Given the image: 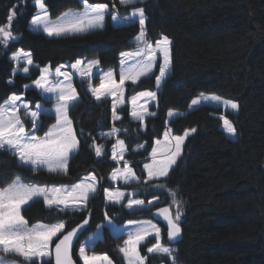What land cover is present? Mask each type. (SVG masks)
Wrapping results in <instances>:
<instances>
[{
	"label": "trees",
	"instance_id": "16d2710c",
	"mask_svg": "<svg viewBox=\"0 0 264 264\" xmlns=\"http://www.w3.org/2000/svg\"><path fill=\"white\" fill-rule=\"evenodd\" d=\"M32 1L0 0V26L7 25L8 16L13 15L11 31L16 36L7 47L0 45V104L12 94L24 95L31 104L43 101L35 90L23 88L38 76L37 68H31L29 75H11L8 56L18 49L31 53L38 67L55 68L86 59L99 60L102 70H117L120 53L134 48L138 23L113 26L108 16L103 30L89 34L48 37L33 32L28 27L35 11ZM89 2L115 3L120 16L128 15L132 9L120 6L116 0ZM45 4L51 18L81 8L77 0H45ZM137 6L146 9L147 39L155 42L167 36L171 41V70L157 93V105L152 108L156 115L144 120L142 130L139 121L128 117V107L124 105L116 109L120 119L112 121L109 99L97 103L86 91V82L74 79L79 102L71 108L69 117L80 150L71 157L68 174L43 170L33 173L9 153L0 152V187L16 177L32 184L71 185L89 173L96 175L98 194L83 212L56 213L47 209L42 200L23 212L29 224L63 220L65 232L87 217L89 223L73 241V259L80 264L79 244L104 222L106 213L116 224L142 217L152 219V209L130 212L123 203L104 201V189L112 187L108 176L116 164L109 153L113 140L98 134L115 127L119 129L117 137L125 142V159L141 177L138 183L124 189H137V197L144 201L158 197L160 207H170L173 213L170 192H175L181 201V235L177 240L169 241L167 228L156 222L161 227L162 243L176 249V264H264V0H145ZM157 69L136 85L126 83L125 100L140 91H154ZM10 78L11 84L7 81ZM201 93L238 105L236 113L224 114L235 127L236 136L229 137L221 129V109L207 104L189 108ZM169 110L183 115L168 120ZM54 121L53 115L42 116L36 134H43ZM24 122L28 127L29 122ZM166 127L172 135H182L192 128L196 132L186 138L169 175L146 185L142 164ZM93 140L104 146L102 157H96L90 147ZM141 144V149H133ZM161 183L164 188L153 186ZM122 240V236L114 237L104 228L94 251L106 254L114 264H124L117 250ZM152 243L150 239L140 248L147 257L146 264H172L166 256L146 254V247Z\"/></svg>",
	"mask_w": 264,
	"mask_h": 264
},
{
	"label": "snow or ice",
	"instance_id": "6c2138e0",
	"mask_svg": "<svg viewBox=\"0 0 264 264\" xmlns=\"http://www.w3.org/2000/svg\"><path fill=\"white\" fill-rule=\"evenodd\" d=\"M120 6L131 7L130 15L124 16L114 10H110L108 3H90L82 0V8L64 12L56 20L50 18L45 0H34L36 13L32 16L30 25L35 31L43 32L48 37L78 36L103 30L107 16H111L114 26H123L138 22L139 31L134 37L137 47L132 52H122L120 59V73L117 81L115 73L108 71L94 74L93 68H98L100 61L76 60L69 65L61 64L54 71L49 67L40 69V76L34 81L35 88L40 90L45 101H55L54 108L44 109L41 103H37L35 109H31L29 103L22 102L23 96L12 94L0 104V152H7L17 160L18 164L33 173L47 171L49 174L67 175L69 161L73 155L80 150L79 140L73 129V121L69 117L71 108L77 106L79 96L72 86L73 74L82 80L86 79L88 91L97 103L105 100L112 101L113 121L119 120L116 109L125 103V84L130 81L136 85L142 78L150 77L153 68L159 58V74L155 75V88L159 90L170 74L171 69V41L167 36H162L155 44L147 39L146 32V9L137 6L143 5L145 0H118ZM113 3L112 8H115ZM13 15L8 16L9 23L0 26V45L7 47L9 41L16 39L11 31ZM11 60L17 65L13 74L22 70L28 74V66L33 64L31 53L17 51L11 56ZM23 64L22 69L20 65ZM71 69V72L68 71ZM95 75L99 77V84L93 85ZM55 76L56 79H50ZM63 77V80L59 79ZM8 83H13L10 79ZM29 87L25 85V88ZM157 100V91H143L130 98L128 103L132 105L130 115L134 120L140 122L144 127L146 116H154L156 113L148 110V103ZM140 101H143L141 104ZM204 101L222 104L233 111L238 110V105L228 100H222L219 96H206L193 99L189 107L197 106ZM23 109V117L21 115ZM54 112L55 123L52 124L43 136L36 135L42 116L50 117ZM183 115L174 110H169V118ZM24 118H30L32 131L25 128ZM224 130L230 136H236V129L232 123L223 116ZM168 123V121H166ZM119 129L113 128L111 132L103 133L105 137H112ZM172 130L166 129L164 141H156V147L152 148L151 162L144 164L146 177L144 184L159 181L169 175L170 170L178 162L182 154L183 145L188 136L196 132L195 128L185 130L183 135H172ZM90 147L94 150L96 157L104 155V146L92 141ZM143 145H138L142 148ZM119 148V152L117 151ZM124 140L118 139L112 146L111 159L116 162L117 167L113 169L109 179L114 183L120 181L129 184L133 181L139 182L141 177L137 176L129 161L124 159ZM123 161L122 167L120 166ZM99 179L96 175L89 173L79 183L72 186H39L26 184L19 177L11 183L0 187V264H77L73 259V241L78 238L80 229L89 223L87 217L83 223L65 232L66 222L58 220L56 223L37 222L30 225L24 217L23 212L32 203L43 201L44 206L50 211L67 214L69 212H83L88 207V202L98 194ZM154 187L164 188V184H154ZM133 193H128V201L123 204L130 211L141 210L146 207L145 201L132 198ZM172 206L160 208L156 215L163 217L167 222V238L169 241L177 240L181 235V217L183 215L181 201L176 199V193L170 192ZM125 193L119 189H104L106 203L121 204ZM153 200L148 201L152 205ZM105 221L112 224L111 219L105 214ZM134 225L128 230L127 238L123 240V246L118 248L122 254L124 264H145L147 257L141 255L139 246L145 242L147 237L154 236L155 243L147 248L149 254L166 256L176 264V249L166 246L161 241V229L150 221H129ZM98 232L95 239H100L101 225L97 226ZM95 240L89 237V242L81 244L78 250L79 260L82 264H112L107 255L96 254ZM18 257L19 259H14Z\"/></svg>",
	"mask_w": 264,
	"mask_h": 264
},
{
	"label": "rangeland",
	"instance_id": "374dc122",
	"mask_svg": "<svg viewBox=\"0 0 264 264\" xmlns=\"http://www.w3.org/2000/svg\"><path fill=\"white\" fill-rule=\"evenodd\" d=\"M79 3H80V5H81V8H82V0H77ZM109 1H114V0H109ZM117 2H118V0H116ZM34 6H35V4H34V0L31 2ZM109 4V3H108ZM112 5H113V3H111V4H109V8H110V10H114V11H116V9L114 8H112ZM71 10H76V9H71ZM79 10V9H78ZM132 10L133 9H131L130 11H129V14L128 15H130L131 14V12H132ZM36 8H35V11H34V13L31 15V17H30V19H29V22H28V27L30 28V30H32L33 32H38V33H42L43 34V32H39V31H35V30H33L32 28H31V25H30V21H31V18H32V16L36 13ZM66 11H68V10H66ZM66 11H64V12H66ZM63 12V13H64ZM63 13H61L58 17H60ZM127 16V15H126ZM109 17V20H110V23L113 25V22H112V20H111V16L109 15L108 16ZM122 18L124 17V16H121ZM51 18V17H50ZM57 18V17H56ZM56 18H51L52 20H56ZM138 23V22H137ZM127 25V24H126ZM114 26V25H113ZM43 35H45V34H43ZM46 36V35H45ZM159 40V39H158ZM133 42H134V48H132L131 50H128V51H124V52H132V51H134L135 50V48L137 47V44H136V41H135V39H133ZM153 44H155V42H152ZM17 51H23V52H27V51H24V50H21V49H18V50H16V51H14V52H12V53H10L9 54V56H8V60L10 61V63L12 64V70H11V75L13 76V75H15V74H21V75H29V73L28 74H24L23 72H22V70H18L15 74H13V69L14 68H16L17 67V65L11 60V56L14 54V53H16ZM120 59H121V53H120V55H119V66H118V68H117V70H112V69H107V70H102V69H100L99 68V66H98V68H93L92 69V72L94 73V74H97V73H104V72H108V71H113L114 73H115V76H116V79H117V81L119 80V73H120ZM76 60H78V59H76ZM76 60H74V61H72V62H66V63H63L64 65H71V64H73V63H75V61ZM79 60H83V61H85V62H87V61H91V60H86V59H79ZM159 58H158V60H157V64H156V66H154V68H153V72L155 71V69H157V74L156 75H158L159 74ZM22 67H23V64H21L20 65V68L22 69ZM29 67V69H31V68H37L38 69V76L32 81V82H30V83H28V84H26V85H28L29 87H27V88H25V85L23 86V88L24 89H33V90H35L37 93H38V95L41 97V99L43 100V101H45L43 98H42V96H41V93H40V90H37L36 88H35V85H34V81L36 80V79H38L39 78V76H40V69L41 68H44V67H38L37 65H35V64H32V65H30V66H28ZM45 67H49V66H45ZM50 68V67H49ZM56 68V67H55ZM55 68H51L53 71H54V69ZM171 70V69H170ZM68 71L69 72H71V69L70 68H68ZM30 72V71H29ZM146 78V77H145ZM11 79V78H10ZM10 79H8L7 81H9ZM50 79H56V77L55 76H52V77H50ZM59 79H61V80H63V77H60ZM74 79H76V80H82L78 75H75V74H73V78H72V81H71V83H72V86L74 87V85H73V81H74ZM12 80V79H11ZM83 81H85L86 82V86H85V88H86V91L89 93V95L92 97V95H91V93L88 91V83H87V80L86 79H84ZM126 83H131L130 81H128V82H126ZM92 84L95 86V85H98L99 84V77H98V75H95L94 76V78H93V80H92ZM160 90V89H159ZM159 90H157L156 88H155V90L154 91H157V93H158V91ZM140 92H143V91H140ZM140 92H138V93H140ZM138 93H136V94H134V95H137ZM19 95H21V94H19ZM133 95V96H134ZM204 95H206V96H212V95H207V94H204ZM10 96V95H9ZM23 96V101L22 102H27V103H29V106H30V108L31 109H35V106H36V104L37 103H41L42 105H43V108L44 109H49V110H51V109H53L54 108V103H55V101H52V100H48V101H45V103L46 102H48V105L46 106L45 104H44V102L43 101H39V102H36L35 104H31L30 103V101H28V100H26L25 99V97H24V95H22ZM132 96H130L128 99H126L125 100V103L122 105V106H124V105H126L127 107H128V117L131 119V120H133V121H138V120H134L133 118H132V116L130 115V112H131V110H132V105L130 104V103H128V101L130 100V98H131ZM200 97V95L198 96V97H196V98H194V99H197V98H199ZM8 98V97H7ZM6 98V99H7ZM93 98V97H92ZM94 99V98H93ZM222 99V98H221ZM222 100H225V99H222ZM109 101H110V104H111V120L113 121V118H112V101H111V99H109ZM228 101H230V100H228ZM192 102V101H191ZM231 102H233V101H231ZM140 103L142 104L143 103V101H140ZM235 103V102H234ZM191 104V103H190ZM202 104H207V105H210V106H213V107H215V108H219V109H221L222 110V115H220L219 116V118L221 119V116H223L224 117V114L226 113V112H230V113H236L237 112V110L236 111H233L231 108H226V107H224L222 104H215V103H213V102H211V101H206V102H204V101H202L201 102V104H199V105H202ZM156 105H157V100L156 101H150L149 103H148V105H147V107H148V110L150 111V112H154V111H152V108H155L156 107ZM199 105H197V106H199ZM122 106H119L118 108H120V107H122ZM197 106H193V107H189L190 109H193V108H195V107H197ZM117 108V109H118ZM155 113V112H154ZM21 115H22V117H23V109H21ZM52 115L54 116V112L52 113ZM120 116V115H119ZM148 117H151V116H146L145 117V119L146 118H148ZM54 118H55V116H54ZM173 118V117H172ZM167 119L169 120V119H171V118H169V116H168V114H167ZM224 119H226L225 117H224ZM24 120H26V121H28L29 122V125H28V127H26V124H25V122H24V124H25V128H26V130H28V131H32V124H31V119L30 118H24ZM227 120V119H226ZM54 123H55V121H54ZM53 123V124H54ZM223 120L221 119V129L223 130V132L227 135V136H229V137H232V136H230V135H228V133L224 130V126H223ZM51 126V125H50ZM49 126V127H50ZM48 127V128H49ZM48 128H47V130H48ZM113 128H111L110 130H107V131H103V132H100L98 135L100 136V137H103V138H111L112 140H113V142H112V145L110 146V148H109V153H110V159H111V155H112V146L116 143V141L119 139L118 137H117V134H118V132H117V134L115 135V136H112V137H105L104 135H103V133H107V132H111V130H112ZM140 129H144V127L143 128H140ZM166 129H169L168 127H166ZM165 129V130H166ZM46 130V131H47ZM165 130H164V132H165ZM45 131V132H46ZM44 132V133H45ZM164 132L162 133V135H161V137L158 139V140H160L161 142H163L164 141ZM44 133L43 134H41V135H38V136H43L44 135ZM172 134V133H171ZM184 134V133H183ZM182 134V135H183ZM37 135V134H36ZM156 141L157 140H155L154 142H153V145H152V148L153 147H156L157 145H156ZM142 145V144H141ZM152 148H151V151H150V153L146 156V158L144 159V161L145 162H143V164H142V169H143V171H144V164L145 163H150L151 162V152H152ZM126 149V148H125ZM134 150H139V149H141V148H138V146H135L134 148H133ZM117 151L119 152V148H117ZM126 153H127V151L125 150V152H124V159H125V155H126ZM112 160V159H111ZM126 160V159H125ZM113 161V160H112ZM127 161H129V160H127ZM113 162H115V161H113ZM129 163H130V166H131V161H129ZM115 164H116V162H115ZM122 164H123V161H121V164H120V166L122 167ZM116 167H117V164H116ZM174 167V166H173ZM113 171V170H112ZM47 172V171H46ZM111 174V173H110ZM110 174H109V176H108V179H109V177H110ZM144 175H145V177H146V173H145V171H144ZM85 177V176H84ZM83 177V178H84ZM82 178V179H83ZM16 179V178H15ZM161 179H163V178H161ZM22 181V180H21ZM81 181V180H80ZM80 181H78V182H76V183H79ZM109 181L112 183V187L111 188H109V189H119V190H121V191H123L124 193H125V198L122 200V202H121V204L123 203V204H126L127 203V201H128V193H133L134 195H133V197L132 198H138L137 197V193H138V190L136 189V190H134V189H129V190H126V189H124V186H128V185H130V184H134V183H138V182H136V181H133V182H131V183H129V184H123V183H121L120 181H117V182H113L112 180H110L109 179ZM24 183H26V182H24ZM76 183H74V184H76ZM26 184H32V183H26ZM74 184H71V185H64V186H72V185H74ZM35 185H39V184H35ZM39 186H46V187H53V186H56V187H58V186H61V185H39ZM103 198H104V192H103ZM138 199H140V198H138ZM149 200H153L154 201V203L152 204V205H148V201ZM104 201H105V199H104ZM106 203V202H105ZM107 204H111V203H107ZM162 204V201L158 198V197H151V198H149V199H147V200H145V205H146V207L144 208V209H141V210H150V209H152V211H156V210H159L161 207H160V205ZM112 205H120V204H112ZM157 206V207H156ZM170 206V205H169ZM126 210H128V211H130L129 209H127L126 207H124ZM154 208V209H153ZM135 211H140V210H135ZM151 211V212H152ZM131 212V211H130ZM129 221H136V222H144V221H150L151 223H153V224H155L157 227H159L160 229H161V227L160 226H158V224L157 223H155L154 221H152L151 219H148L147 217L146 218H144V217H142V218H139V219H135V220H131V219H129V220H126V221H124L123 223H120V224H116V223H113L112 222V224L111 225H109L108 223H107V221H105L104 220V222L103 223H101V224H99V225H101L102 226V228L99 230L100 231V237H101V234H102V230L104 229V228H106L109 232H110V234L112 235V236H114V237H119V236H122L123 237V240L124 239H126L127 238V235H126V233H127V231L128 230H131L133 227H134V225H129ZM37 223V222H36ZM35 224V223H34ZM30 225H32V224H30ZM97 232H98V228L96 227V229H95V231L92 233V234H90L88 237H86L80 244H79V246H78V249H77V258H78V260H79V255H78V250H79V247H80V245L81 244H84V243H86V242H89V237H93V239L95 240V243L99 240H97V239H95V237H96V234H97ZM150 239H153V243L152 244H154L155 243V237L154 236H149V237H147V239L145 240V242L143 243V244H145L148 240H150ZM123 240H122V244L120 245V246H123ZM143 244H141L140 246H139V248H141V246L143 245ZM152 244L150 245V246H152ZM120 246H118V248L120 247ZM150 246H148V247H150ZM166 246H169V247H171V248H173V246L172 245H166ZM148 247H146V254L148 253L147 252V248ZM118 248H117V250H118ZM119 252V251H118ZM141 252V251H140ZM96 254H100V255H106V254H104V253H97V252H95ZM119 254H120V256H121V258H122V260H123V262H124V259H123V256H122V254L119 252ZM141 255H143L142 254V252H141ZM144 256V255H143ZM14 259H19L18 257H13ZM111 260V259H110ZM170 260V259H169ZM112 261V260H111ZM171 261V260H170ZM79 262H80V260H79ZM171 263H172V261H171ZM80 264H82V262H80ZM112 264H114L113 263V261H112ZM145 264H146V262H145ZM160 264H162V263H160Z\"/></svg>",
	"mask_w": 264,
	"mask_h": 264
},
{
	"label": "water",
	"instance_id": "95a60500",
	"mask_svg": "<svg viewBox=\"0 0 264 264\" xmlns=\"http://www.w3.org/2000/svg\"><path fill=\"white\" fill-rule=\"evenodd\" d=\"M157 212H158V211H156V212L153 213V218H154L155 220H157V221H161V222H163L165 225H167V222L163 219V217L156 215Z\"/></svg>",
	"mask_w": 264,
	"mask_h": 264
}]
</instances>
